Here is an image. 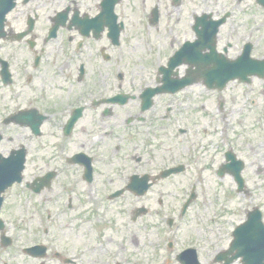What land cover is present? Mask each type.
<instances>
[{"label":"flooded vegetation","instance_id":"af4514ba","mask_svg":"<svg viewBox=\"0 0 264 264\" xmlns=\"http://www.w3.org/2000/svg\"><path fill=\"white\" fill-rule=\"evenodd\" d=\"M243 1L16 0L0 31V156L26 149L31 176L24 179L21 192L30 194L28 211L37 217L40 210L35 201L42 195L44 204L57 206L53 214L48 208L44 212L45 224L50 225L45 234L52 231L55 218L72 212L91 232L86 241L79 232L65 238L60 252L52 254L55 243L49 239L45 261L52 255L59 264H120L129 254L127 247H138L140 238L135 234L125 242L119 232L118 238L111 236L114 212L106 203L120 209L130 199V211L122 212L129 214L130 224H136L150 214L144 204L153 200L149 197H159L156 203L162 208V198L183 193L177 187L160 188L165 182L175 186L188 182L186 194L189 191L197 199L205 181L227 179L228 173L221 174L229 151L243 162L244 184L236 187V193L255 197L252 210L264 211L260 197L264 181L246 180L241 158L248 134L253 135L257 125L245 126L243 117L236 125L240 133L235 140L234 132L230 142L228 115L221 114L234 100L223 99L225 92L210 91L203 83L173 92L175 88L165 81L181 80L186 70L178 68L170 76L163 71L172 54L188 43L194 44V51L206 52L213 21L222 17L226 20L220 34L243 36ZM132 53L138 63L127 61ZM253 93L246 96L255 97ZM197 94L218 95V115L207 110L206 101L197 104ZM252 150L258 152L255 146ZM171 170L175 173L165 178ZM256 174L261 176L264 169L258 168ZM240 211L245 219L230 233L228 245L198 254L199 264H245L242 258L229 262L232 255L219 260L250 212L245 207ZM169 213L168 209L154 211L162 221L158 242L180 238V222H170ZM1 216L6 220L0 246L4 237L11 239V246L18 243L23 226L32 229L30 221L13 220L11 210H3ZM139 229L149 246L150 232L147 227ZM223 230L218 240L228 236L225 226ZM92 239L95 243L86 246ZM179 253H174L177 264H181ZM188 264L194 263L190 259Z\"/></svg>","mask_w":264,"mask_h":264},{"label":"rangeland","instance_id":"374dc122","mask_svg":"<svg viewBox=\"0 0 264 264\" xmlns=\"http://www.w3.org/2000/svg\"><path fill=\"white\" fill-rule=\"evenodd\" d=\"M255 2V0H244L243 8L247 24L246 28L254 23L260 28V35L263 36L259 44L256 46L257 51L254 52L255 55H258L260 57L264 55V11ZM221 34L225 38L229 37L225 34L224 31ZM237 54L238 53L236 51H230V56H236ZM134 58L135 55L133 53L129 54L127 61H135L134 63H138V61ZM254 84V88L256 89L255 96L260 104L259 107H254L253 109L250 107L247 109L238 110L244 107V105L247 103V98L252 96H244V88L232 85L230 89L223 94V99H226V97L229 96L231 101L234 100V103L229 102V104L225 106L228 108L229 123L231 125L230 130L233 133L235 132V140L237 134L240 133V129L237 128L236 125L238 124L239 120L243 121V117H246L245 120L247 122V126L254 124L257 125L256 128H258V130L253 133V135L248 134V137L250 138L249 144L245 143L244 154H242L241 156V158L246 163L245 176L250 179L251 184H257L258 179H262L264 181V174H262L261 176H259V174H256L258 168L264 169V107L261 103L264 99V81H254L253 85ZM253 85L250 86V88H252ZM199 89L200 88H198L196 91H198ZM227 100L229 101L228 98ZM203 101H206L204 104L208 109H212L214 111L216 107H218L217 102L221 101V99L218 95H208L204 97V94L202 96L197 94V104L198 102ZM199 108H201L200 105L197 106V111H200ZM198 119H200V117H198ZM257 119H262V121L258 123ZM245 134L247 135V133ZM259 144L262 145L263 149L260 148ZM254 146L256 147L258 152L255 150L249 151L250 147ZM214 151L216 150L214 149ZM30 176L31 171L28 164L26 177L30 179ZM229 179H226L222 182H218L216 178L208 179V181H206L205 183L209 188L208 193L210 202L212 203L211 206L209 207L207 202L205 205H203L204 203L202 199L198 198L191 204V207L189 208L186 216H183L182 218L179 217V213L182 205L187 200V197L185 196L188 182L180 181L176 186L171 184L170 182H165L160 186V188L168 189H175L177 187L179 188L180 192L183 191L180 196H166L163 198V200L165 201L166 209H168L170 213H174L176 215L175 217H178L179 220H181L182 225L180 234L181 242L179 243L180 248H183L184 245L189 243H196L200 246L199 248L201 253L207 254L209 250L215 251L216 249H218V247H225L229 240L226 243L224 241L219 243V241L215 237L219 236V222L226 223V230L230 231L234 227V225L237 224V222L244 219L245 215H242L240 211L242 207L251 208L248 202V198L246 199V201H244V203H242V199L233 192V184L231 179ZM15 191H18V189L16 188ZM13 192L14 191H12V193ZM260 197L261 203L264 205V191L260 195ZM150 199L153 200L150 201L148 205L147 202L144 203L145 206L149 208L150 214L144 219L139 220L136 224H130L131 222L129 220V214L127 213L126 215H124L122 212L123 209H128V211H130V199L128 200L126 205L122 206L120 209H116V207L111 203H106V205H108V208L112 209L114 212V217L112 219L113 223L109 229L110 233H112L111 236H113V238H118L119 234L124 235L125 242L129 241L135 234H137L140 238V245L138 247L132 246L131 248L129 247L130 249L127 247V251H129V254H126L124 258L121 259V261L119 262L120 264H138L136 262L138 260L139 264L140 261L142 264H157L155 263L156 261L160 262L161 259L163 257H166L167 255V251L164 247L163 249H160V246H148L143 243L144 236L139 235V233H141L139 228L147 227V230L150 233L146 236H152L149 237V240L151 242L157 241L155 239L157 237V227L161 226L162 221L158 218V216L154 214V211L160 210L156 203V200L159 199V197H149L147 200ZM42 200L43 195L38 196L35 201V204L38 205L40 212L46 217L47 213L44 212L46 208H48L53 214L57 206L55 204H52L51 206L46 205ZM29 201L31 202L28 196L13 193V195L8 199V204L6 207V211L11 210V216L13 220H20L21 222L22 220H26L32 222V229L29 230L26 225L22 227L21 239H19V243L22 246L35 244L37 241H46L49 239H51L56 246H59L61 242L66 241L65 238L75 236L77 232L83 234L85 241L89 238V235H91V232L87 228V226L83 229L80 223L76 221V218L74 217L76 216L75 213L72 212L69 214L70 216H59L60 220L55 218L51 223L52 231L50 237L42 236L39 233V230H41V228L38 227L35 218H33V213H26L22 209L23 205L28 206L30 204ZM61 207H65L64 203L61 204ZM116 216L120 217L121 220H118ZM45 225L48 226L47 224ZM123 226H125L126 228H123ZM127 228L131 229L127 230ZM31 230H34L35 234H33ZM117 232H119V234H116ZM63 234L65 235L63 236ZM90 243H95V240L92 239L91 242H87L86 246L90 245ZM169 256L170 258H172V260L169 261V264H177L174 258V252H172ZM40 262V260L28 259V257H26L22 252L16 251L13 248L4 250L0 247V264H39ZM45 264H59V262L56 259L50 257L45 261Z\"/></svg>","mask_w":264,"mask_h":264},{"label":"water","instance_id":"95a60500","mask_svg":"<svg viewBox=\"0 0 264 264\" xmlns=\"http://www.w3.org/2000/svg\"><path fill=\"white\" fill-rule=\"evenodd\" d=\"M258 3L264 7V0H258ZM13 4L11 3V7ZM0 20L2 15L0 14ZM250 51L248 48L241 57L237 60H227L225 57L216 53L215 47L212 48L211 53L201 56L198 60H194V53H181L175 58V61L185 58L190 62L191 66H196L198 69V76L202 77L206 85L210 88H221L226 86L229 81L236 79L244 80L250 76L264 75V61H253L250 59ZM196 63V64H194ZM16 158H12L14 160ZM24 154L17 157L11 165H7V161L1 162L0 169L3 168L4 174L0 175V194L14 182L21 181L20 173L23 170ZM4 166V167H3ZM1 203V199H0ZM236 243V242H235ZM234 243V244H235ZM264 248V243H263ZM262 264L264 263V254L261 257Z\"/></svg>","mask_w":264,"mask_h":264}]
</instances>
